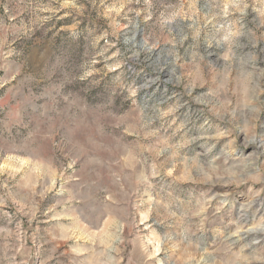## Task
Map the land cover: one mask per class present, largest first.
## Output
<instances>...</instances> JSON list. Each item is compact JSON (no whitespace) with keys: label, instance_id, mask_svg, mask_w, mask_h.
Returning <instances> with one entry per match:
<instances>
[{"label":"rangeland","instance_id":"374dc122","mask_svg":"<svg viewBox=\"0 0 264 264\" xmlns=\"http://www.w3.org/2000/svg\"><path fill=\"white\" fill-rule=\"evenodd\" d=\"M0 264H264V0H0Z\"/></svg>","mask_w":264,"mask_h":264},{"label":"bare ground","instance_id":"6f19581e","mask_svg":"<svg viewBox=\"0 0 264 264\" xmlns=\"http://www.w3.org/2000/svg\"><path fill=\"white\" fill-rule=\"evenodd\" d=\"M160 247V246H159Z\"/></svg>","mask_w":264,"mask_h":264}]
</instances>
